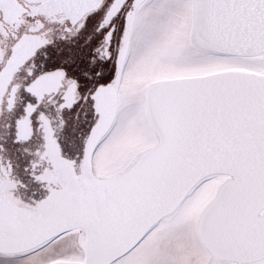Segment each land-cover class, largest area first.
I'll return each mask as SVG.
<instances>
[{"label": "snow or ice", "instance_id": "1", "mask_svg": "<svg viewBox=\"0 0 264 264\" xmlns=\"http://www.w3.org/2000/svg\"><path fill=\"white\" fill-rule=\"evenodd\" d=\"M0 264H264V0H0Z\"/></svg>", "mask_w": 264, "mask_h": 264}]
</instances>
